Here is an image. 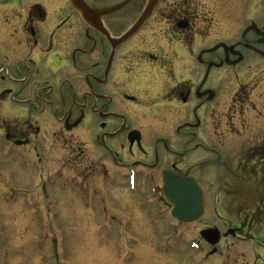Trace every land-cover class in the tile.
Wrapping results in <instances>:
<instances>
[{
  "label": "flooded vegetation",
  "instance_id": "1",
  "mask_svg": "<svg viewBox=\"0 0 264 264\" xmlns=\"http://www.w3.org/2000/svg\"><path fill=\"white\" fill-rule=\"evenodd\" d=\"M26 1L0 0V60L14 65L19 84L0 83V136L29 145L33 164L56 177L52 157L74 156L75 175L56 178L52 191L70 187L93 229L114 242L130 227L174 236L197 222L172 216L165 178L199 186L202 219L210 192L220 202L234 175L222 160L228 154L242 161L241 172H264V0H157L131 35L149 0H82L83 11L63 0L51 17ZM254 128L262 137L253 138ZM212 136L216 154L205 149ZM210 214L220 223L195 237L205 261L237 264L223 248L249 228L224 222L217 205ZM214 228L212 245L200 233Z\"/></svg>",
  "mask_w": 264,
  "mask_h": 264
},
{
  "label": "rangeland",
  "instance_id": "2",
  "mask_svg": "<svg viewBox=\"0 0 264 264\" xmlns=\"http://www.w3.org/2000/svg\"><path fill=\"white\" fill-rule=\"evenodd\" d=\"M62 2L27 0L24 8L38 3L51 17L52 10L58 9ZM0 68L6 69L0 75L2 86L16 90L19 84L10 78V74L14 79L17 77L14 65L0 60ZM253 78L254 75L247 76L244 83L251 87ZM253 131L252 135L256 134L253 138L262 137L261 132L257 133L258 128ZM232 139V143L240 140L237 134ZM205 140V149L216 154L219 146L216 137L212 136L210 143ZM202 154L197 151L196 162L198 159L202 162ZM59 155L63 158L58 161L57 156L52 157L51 167L62 173V179L68 178L67 175L76 171L77 166L71 165L75 157L70 158L67 151ZM211 156L215 160L216 156ZM34 159L29 145L15 148L0 136V264H210L212 261H205V250L195 237L202 225L220 223L210 214L216 205L226 212L224 222L244 221L249 228L243 232L244 240H230L236 245L230 242L227 251L223 248L224 253L233 261L239 257L237 264L264 263V172L259 167H254L253 172H241L243 163L237 156L233 159L228 154L221 158L224 163H230L234 175L228 177L220 202L215 203L210 192L207 217L195 225H180L174 236L166 227L159 236L156 232L146 233L135 227L134 231L130 227L127 233L122 230L124 236L118 234L115 242L107 231L93 229V224L78 211L81 202L73 199L70 187L58 195L53 193V181L60 177L50 174L46 165L33 164ZM224 253L218 254V258H225ZM224 264L230 263L224 261Z\"/></svg>",
  "mask_w": 264,
  "mask_h": 264
},
{
  "label": "water",
  "instance_id": "3",
  "mask_svg": "<svg viewBox=\"0 0 264 264\" xmlns=\"http://www.w3.org/2000/svg\"><path fill=\"white\" fill-rule=\"evenodd\" d=\"M157 0H149L148 7L144 10L139 20L134 25L133 30L128 35L138 29L144 20L148 17ZM73 6L78 11L85 9V4L82 0H71ZM167 182L162 189L163 199L165 203L173 207L172 215L182 222H193L198 220L203 212V203L201 192L196 184L185 185L183 182H174V178H165ZM203 235V233H202ZM208 241L215 244L218 241V236L215 231H206Z\"/></svg>",
  "mask_w": 264,
  "mask_h": 264
}]
</instances>
